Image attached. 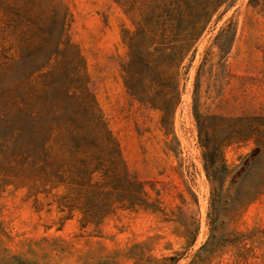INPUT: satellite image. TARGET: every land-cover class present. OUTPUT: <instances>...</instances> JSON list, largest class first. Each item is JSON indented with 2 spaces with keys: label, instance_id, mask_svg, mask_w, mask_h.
Instances as JSON below:
<instances>
[{
  "label": "rangeland",
  "instance_id": "rangeland-1",
  "mask_svg": "<svg viewBox=\"0 0 264 264\" xmlns=\"http://www.w3.org/2000/svg\"><path fill=\"white\" fill-rule=\"evenodd\" d=\"M62 1L127 169L159 210L118 209L82 229L78 213L62 221L45 194L37 202L27 187L0 180V264L19 263L13 255L28 264H264V151L253 141L227 146L230 173L213 184L195 117V109L264 115V0H236L199 40L170 135L160 112L123 83L122 27L131 26L123 9L114 0Z\"/></svg>",
  "mask_w": 264,
  "mask_h": 264
},
{
  "label": "trees",
  "instance_id": "trees-1",
  "mask_svg": "<svg viewBox=\"0 0 264 264\" xmlns=\"http://www.w3.org/2000/svg\"><path fill=\"white\" fill-rule=\"evenodd\" d=\"M114 1L131 23L122 27L125 88L160 112L170 135L197 44L236 0ZM69 14L62 0H0V180L27 187L37 202L45 194L48 205L66 213L62 221L78 213L82 229L118 209L157 211V201L130 175L90 88L84 57L68 33ZM195 117L213 184L223 185L230 173L227 146L253 141L256 154L264 151V115L195 109Z\"/></svg>",
  "mask_w": 264,
  "mask_h": 264
}]
</instances>
